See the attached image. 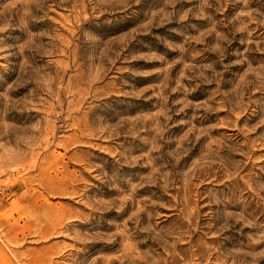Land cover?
Masks as SVG:
<instances>
[{"label":"rangeland","instance_id":"1","mask_svg":"<svg viewBox=\"0 0 264 264\" xmlns=\"http://www.w3.org/2000/svg\"><path fill=\"white\" fill-rule=\"evenodd\" d=\"M0 264H264V0H0Z\"/></svg>","mask_w":264,"mask_h":264}]
</instances>
